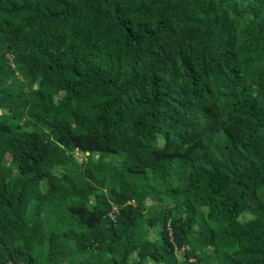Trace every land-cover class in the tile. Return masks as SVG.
Here are the masks:
<instances>
[{"label": "trees", "instance_id": "obj_1", "mask_svg": "<svg viewBox=\"0 0 264 264\" xmlns=\"http://www.w3.org/2000/svg\"><path fill=\"white\" fill-rule=\"evenodd\" d=\"M0 13V264H264V0Z\"/></svg>", "mask_w": 264, "mask_h": 264}, {"label": "rangeland", "instance_id": "obj_2", "mask_svg": "<svg viewBox=\"0 0 264 264\" xmlns=\"http://www.w3.org/2000/svg\"><path fill=\"white\" fill-rule=\"evenodd\" d=\"M6 21L11 22L12 24H15L18 21V18L17 17L10 16V15H6L4 13H0V25L3 28L6 27ZM2 113H5V112H3V111L0 110V114H2ZM29 119H30V117L28 119H24L23 120L24 125L28 124ZM30 120L31 121H34L32 119H30ZM78 154H79V152H76V155H78ZM85 157L86 156L84 154H82L78 159L81 162L82 160H85ZM149 204H150V201L149 200H145V205L148 206ZM179 256H180L179 258L182 259V253L181 252H179ZM148 263L155 264V263H152L150 260L148 261Z\"/></svg>", "mask_w": 264, "mask_h": 264}, {"label": "built area", "instance_id": "obj_3", "mask_svg": "<svg viewBox=\"0 0 264 264\" xmlns=\"http://www.w3.org/2000/svg\"><path fill=\"white\" fill-rule=\"evenodd\" d=\"M80 153V152H79ZM81 154V153H80ZM119 213V208L117 206H113L112 210L110 211V213L108 214L109 219L112 222H116L117 220V215Z\"/></svg>", "mask_w": 264, "mask_h": 264}]
</instances>
